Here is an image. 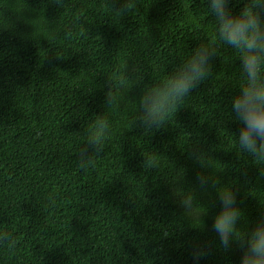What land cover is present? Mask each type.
Returning a JSON list of instances; mask_svg holds the SVG:
<instances>
[{
    "label": "trees",
    "instance_id": "obj_1",
    "mask_svg": "<svg viewBox=\"0 0 264 264\" xmlns=\"http://www.w3.org/2000/svg\"><path fill=\"white\" fill-rule=\"evenodd\" d=\"M111 2L0 0V232L17 241L11 250L0 242V264H162L160 248L167 264H193L196 241L213 244L200 264H238L235 245L215 247L219 201L197 177L232 185L245 213L241 229L264 207L259 162L238 150L233 134L239 53L218 44L210 75L161 127H130L131 103L207 42L213 18L206 0H136L120 18ZM231 6L239 11L240 0ZM109 92L119 97L115 107ZM98 118L110 135L81 170L76 155ZM180 170L208 209L203 228L164 181Z\"/></svg>",
    "mask_w": 264,
    "mask_h": 264
},
{
    "label": "clouds",
    "instance_id": "obj_2",
    "mask_svg": "<svg viewBox=\"0 0 264 264\" xmlns=\"http://www.w3.org/2000/svg\"><path fill=\"white\" fill-rule=\"evenodd\" d=\"M240 3L239 11H234L232 0H206L208 15L213 18V22L205 28L207 42L191 49L184 62L168 75L163 84L145 87L139 100L131 103L132 115L127 124L135 127L139 122L144 131L161 127L168 114L210 75L211 58L216 55L217 45L223 43L239 53L243 80L237 94L230 98V111L238 125L233 133L235 144L241 153L259 162L257 174L264 178V0H240ZM109 6L112 13L120 18L136 9L137 3L136 0H112ZM189 20L200 27L191 14ZM128 81L123 75L118 83L126 87ZM118 103L119 97L109 92L108 104L115 107ZM109 135L110 128L105 118H98L86 129L85 142L76 155V163L81 170L93 165V153H100ZM89 149L93 151L89 152ZM193 158L202 162L204 153L197 152ZM184 177V170H180L174 175H166L164 181L183 214L199 221L203 228V218L208 214V209L200 203L196 189L187 185ZM197 179L201 188L210 185L219 201V209L211 218V229L217 237L215 247L228 252L235 245L240 252L238 264H264V207L250 226L241 229L238 222L245 213L237 204V194L232 185L217 184L203 172ZM0 242H6L9 250L15 248L17 243L7 230L0 232ZM212 248L213 244L209 242H193V264L208 259ZM156 251L162 264H167L163 248Z\"/></svg>",
    "mask_w": 264,
    "mask_h": 264
}]
</instances>
